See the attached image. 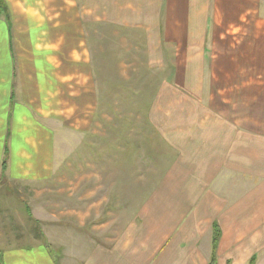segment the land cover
Masks as SVG:
<instances>
[{"label": "crops", "instance_id": "crops-1", "mask_svg": "<svg viewBox=\"0 0 264 264\" xmlns=\"http://www.w3.org/2000/svg\"><path fill=\"white\" fill-rule=\"evenodd\" d=\"M8 2L0 264H264V133L206 101L211 0H98L90 22L66 8L58 42L26 0ZM105 86L113 117L101 137ZM78 109L97 129L91 149L70 151L67 135L84 133L83 117L67 124ZM122 109L148 114L116 118ZM122 139L132 163L120 162Z\"/></svg>", "mask_w": 264, "mask_h": 264}, {"label": "rangeland", "instance_id": "rangeland-1", "mask_svg": "<svg viewBox=\"0 0 264 264\" xmlns=\"http://www.w3.org/2000/svg\"><path fill=\"white\" fill-rule=\"evenodd\" d=\"M64 1L26 0L25 3L26 6H31L37 11L35 20H37V23L42 22L45 29L48 30L47 37L57 42L60 36V22L67 20L68 11L75 12L78 10L85 16L84 21L90 22L93 10L92 5L98 0H73V2L69 3ZM106 2L107 0H100V7L106 6L103 5ZM2 3L0 13L11 19L10 7H13V3L8 2V0H2ZM209 10L207 54L209 61L208 70L209 75L212 76L211 81L214 93L209 94L206 101L216 107L214 110L222 117L236 120L244 128L257 129L264 133V0H211ZM40 14L44 19L40 18ZM26 15L25 17H31L29 14L28 16ZM86 45V47H90L88 43ZM75 80H70L69 84H74ZM104 80L101 77L100 84H103L102 81ZM86 83L84 80V85ZM180 96L184 102L188 101L187 95L181 94ZM108 97L106 86L105 88L101 87L100 109L95 108L93 110L94 114H99L100 117L99 132L101 137L102 135L107 136L108 127L106 126V121L109 117H113V114L102 103L104 100H108ZM222 101L227 104H223ZM80 111L78 109L73 114L67 113V124L69 125L72 124V120L76 117H83L85 121L84 125L77 127L78 130H83L85 134L77 131L67 135V145L66 143L65 145L67 150L70 151L82 148L91 149L93 142L90 132L92 128L94 130L95 128L97 129L96 126L93 127L90 124L92 111L84 110L82 114ZM150 112L151 117H155L157 111L152 110ZM205 112L204 116H213L211 111ZM133 114H136L137 118H143L148 113L143 110H116V118ZM72 126L75 127V125ZM82 140L85 145L81 142ZM123 141L124 139H122ZM101 142L104 143V141ZM124 144L127 152L121 153L120 162L122 163L125 160L131 162L137 151L134 150L132 143L124 141ZM71 158L68 159L70 165L74 164L75 161L74 156Z\"/></svg>", "mask_w": 264, "mask_h": 264}, {"label": "trees", "instance_id": "trees-1", "mask_svg": "<svg viewBox=\"0 0 264 264\" xmlns=\"http://www.w3.org/2000/svg\"><path fill=\"white\" fill-rule=\"evenodd\" d=\"M0 2H1V7L0 8H2V0H0ZM4 7V6H3ZM4 9V8H3ZM216 242H217V237L215 238V241H214V244H216ZM214 261H215V256H213V260H212V262H213V264H214Z\"/></svg>", "mask_w": 264, "mask_h": 264}]
</instances>
